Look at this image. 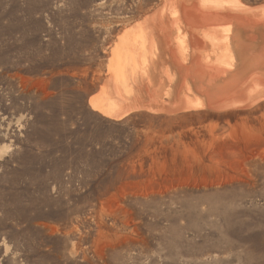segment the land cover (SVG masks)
<instances>
[{
  "label": "rangeland",
  "instance_id": "374dc122",
  "mask_svg": "<svg viewBox=\"0 0 264 264\" xmlns=\"http://www.w3.org/2000/svg\"><path fill=\"white\" fill-rule=\"evenodd\" d=\"M175 1L0 0V264H264V58L228 77L223 55L236 53L217 32L204 70L183 74L193 56ZM241 1L213 8L264 13ZM160 21L174 23V51L158 48ZM166 57L185 77H228L217 101L185 79L177 104Z\"/></svg>",
  "mask_w": 264,
  "mask_h": 264
},
{
  "label": "crops",
  "instance_id": "0c3cea01",
  "mask_svg": "<svg viewBox=\"0 0 264 264\" xmlns=\"http://www.w3.org/2000/svg\"><path fill=\"white\" fill-rule=\"evenodd\" d=\"M260 6H264L263 5H257V6H252V8H258ZM261 10H256L254 12H259ZM213 16H216V17H211V16H207L205 13H191V12H183L182 15H183V18L182 19H185L186 20V28H187V31L189 32L188 34V37H187V41H186V48L189 50V56H193V58L188 61L186 63V66H182L181 64V68H190V69H198V70H204V67H206V57H204V47L205 46H212L213 43L209 42L208 40H205L203 38H200V36L202 35V32L203 30L206 31L207 30V26L209 23H208V20L209 18L211 19V21H213V19H215V22H211L213 25L215 24H228L229 22L232 23L233 25V30H232V34H231V40H232V43H233V51L236 53L237 55V52L236 50L239 49L240 51V54H241V57H242V60L244 61H248V63L244 65V62H241V70H240V73H242V67H244V72L249 68V67H252L253 65L250 64V59L252 58V56L254 58H256L257 55H254V52L256 53V51L258 52V56H257V59L255 60H258L261 62V60L264 58V43L262 42H255L252 41L254 39H250L247 38V35L246 34H251V33H255L253 31H251L250 29H248L249 27V23L247 22L248 20H252L253 18H262L264 17V13L263 14H257L255 13L253 16H246V15H242V13H234V12H227V11H223V12H218V11H215L213 13H211ZM204 17H203V16ZM219 18V19H218ZM206 19V20H205ZM217 19V20H216ZM219 20V22H217ZM210 21V20H209ZM228 21V22H227ZM236 23V25H235ZM262 28H261V33L264 34V24H262ZM211 26V25H210ZM241 27V32L239 35H235V29L236 27ZM235 28V29H234ZM165 30V29H164ZM168 33H169V40H168V34H164L160 39L161 40H158L157 41V45H158V48H164V49H167V48H171V51H174L175 48L177 47V44L175 43L174 41V37H173V33L176 31L174 28L173 29H167ZM167 35V36H166ZM246 36V38H245ZM158 39V38H157ZM168 41V43H167ZM249 42L251 44H249ZM253 42V43H252ZM210 43V44H208ZM253 44V46H252ZM191 46V48H190ZM251 48V49H249ZM245 49L248 51L246 52H243L245 51ZM256 51H254V50ZM242 50V52H241ZM193 52V53H191ZM251 54V56H246L248 55L247 54ZM172 54V53H170ZM243 54V55H242ZM246 54V55H245ZM261 56H260V55ZM248 57L246 59V57ZM174 57H177L176 54H173ZM250 57V59H249ZM254 58H252L254 60ZM160 60V59H159ZM159 60L157 61V69H158V65H159ZM164 61H167V63L171 66V67H175L176 70L178 71L177 67L174 65L172 59L166 57V58H163ZM183 74H186L183 72ZM181 72L178 71V79L176 80L177 83L175 85V88H176V93L178 94L177 97H176V103L177 104H180L181 101L184 99V96L187 94L186 92V87H185V82H190L196 90L202 88V87H208V92L209 93H206V94H203L206 98V103L207 104H210L212 105V102L214 103V101L216 102L217 100H214V96H212V92L219 89L222 85V83L220 81H217L215 79H213L211 77V75L209 74H203V73H198V71L195 72V74H193L191 77L187 76L185 77ZM186 79V81L184 82V80ZM245 82L242 81L240 83V85H242L243 83ZM226 89V88H225ZM212 90V92H211ZM223 92V91H222ZM210 94V95H209ZM211 96V97H210ZM221 101H226L230 98L229 97V94H221ZM225 99V100H223Z\"/></svg>",
  "mask_w": 264,
  "mask_h": 264
},
{
  "label": "bare ground",
  "instance_id": "6f19581e",
  "mask_svg": "<svg viewBox=\"0 0 264 264\" xmlns=\"http://www.w3.org/2000/svg\"><path fill=\"white\" fill-rule=\"evenodd\" d=\"M184 1V2H183ZM195 2H198L199 3V8H201L202 10H200V11H197V12H191V11H188L189 10V6H192ZM194 3H188L187 2V0H181V2L179 3L178 2V0L177 1H175L174 3L175 4H177L179 7H184V9H186V11L187 12H191V13H205L206 15H207V13H208V15L207 16H213L211 13H213V12H215V11H218V12H222V11H219V10H215V9H217L216 7H218V8H222V7H224V6H230V7H233L234 9H236V10H239L240 12H243L246 8H248L249 6L248 5H246L245 3H243L241 0H196ZM213 7H215V9L213 8ZM259 9H264V6H261V8H259ZM259 9H253L252 11H256V10H259ZM193 11H195V8H193ZM172 14V17H175L177 14H178V12H172L171 13ZM179 14H181L182 15V13H179ZM178 14V15H179ZM183 16V15H182ZM203 16V15H202ZM205 16V15H204ZM203 16V17H204ZM180 17V16H179ZM213 17H216V16H213ZM173 19V18H172ZM177 19V18H176ZM219 19V18H218ZM257 20V23H258V28H262V24H264V17H262V18H256ZM206 20V19H205ZM210 20V21H209ZM209 20H208V22L210 23L211 22V19L209 18ZM213 20H215V19H213ZM217 20V19H216ZM249 21H251V23L253 22L252 20H249ZM217 22H219V20L217 21ZM228 22V21H227ZM158 25H160L161 27H159L160 29H158L159 30V32L161 31V28H162V26H166L168 29H173L174 28V23H163V22H159V24ZM218 25V27L217 26H214V25H211V27H207V30H206V34H205V36H204V39L205 40H208L209 42H213V37H214V34L215 33H217V32H219V35H220V38H219V40L217 39V42L218 41H222V39L224 38H226L225 36L226 35H231L232 34V30H233V25H232V23H226L225 25V27H223V25L222 24H217ZM235 25H236V23H235ZM250 25L251 24H249V26L248 27H250ZM264 28V27H263ZM235 29V28H234ZM164 29H162V31H163ZM167 30V29H166ZM241 30V27L239 26H237L236 27V29H235V32H238V31H240ZM161 31V32H162ZM204 31V30H203ZM166 33H167V31H165ZM165 33V34H166ZM247 35V38H249V40L250 39H254V37H252V35L249 33V34H246ZM167 36V35H166ZM237 36V35H236ZM168 40H169V33H168ZM200 38H202L201 36H200ZM245 38H246V36H245ZM159 40H160V38H159ZM253 41V40H252ZM167 43H168V41H167ZM231 43V42H230ZM253 43V42H252ZM255 43V42H254ZM208 44H210V43H208ZM249 44H251L250 42H249ZM255 45H256V43H255ZM252 46H253V44H252ZM249 49H251V48H249ZM233 50V49H232ZM254 50V49H253ZM170 51V50H169ZM180 51V50H179ZM246 51H248V49L246 50L245 49V51H243V52H246ZM254 51H256V50H254ZM241 52H242V50H241ZM252 53L253 52H251V54H248V52H247V54L248 55H246V56H251L252 55ZM258 52L256 51V53L254 52V55H257L258 56V54H257ZM179 55V53H177V56ZM233 55V54H232ZM230 53L228 54V51H227V49H226V52H225V54L223 55V57H224V66L226 67V70L227 69H232V68H234V67H237V68H240L241 67V62H244V65H245V63L247 62L248 63V61H243L242 60V57H241V54H240V51H239V49L237 50V55H233L232 56ZM243 55V54H242ZM244 55V56H245ZM260 55V54H259ZM245 56V57H246ZM257 56H256V58H254L253 56H252V58H254V60L251 58L250 59V57H249V59H250V63L251 62H255L256 64H257V62H258V60H255V59H257ZM261 56V55H260ZM181 57V58H180ZM181 61H183V63H184V61L186 62L187 60H185V58L180 54V56L178 57ZM221 58V57H220ZM248 57H246V59H247ZM186 59H188V57H186ZM223 59V58H222ZM145 60H147V57H146V59ZM180 61V62H181ZM238 61V62H237ZM179 62V64H181ZM237 62V63H236ZM187 63V62H186ZM234 63L236 64V65H234ZM246 63V64H247ZM214 65H216V66H211L210 65V67H222V65H220V64H214ZM238 65V66H237ZM119 66L120 67H122L121 66V64L119 63ZM246 66V65H245ZM261 66V67H260ZM241 69V68H240ZM244 67H242V71L244 72ZM262 69H264V64H262V65H259V67L257 68V71H259L263 76H264V72L262 71ZM184 70V72L185 73H187V71L189 70V69H183ZM198 71V70H197ZM219 71V70H218ZM227 73H228V77H233V76H235V75H237V73L239 72H237V73H233V72H229L228 70L226 71ZM115 74H117V75H120V74H122V71H120V69H117L116 71H115ZM255 74V73H254ZM238 75H239V73H238ZM256 75V74H255ZM240 76V75H239ZM257 76V75H256ZM255 76V77H256ZM263 76H261V78H263ZM227 77V78H228ZM218 78V77H217ZM217 78H214L213 77V79H217ZM227 78H225V79H223L222 81H221V83H222V85H226L228 82V80H227ZM234 78V77H233ZM237 78V77H236ZM257 79L256 80V78H255V80H253V81H255V82H257L259 85H264V79ZM237 80V79H236ZM227 82V83H226ZM231 82H233V81H231ZM235 82V81H234ZM232 86V85H231ZM247 86V85H246ZM243 87H245V85H243ZM203 88V87H202ZM205 88H207V89H205V90H208V87H205ZM230 88V87H229ZM239 88L241 89V85L240 86H238L237 88L235 87V85H234V88H230L231 90H233L232 92H231V94H234V92L236 91L237 93L239 92ZM247 88V87H246ZM148 89H149V91H151V89L149 88V86H148ZM238 89V90H237ZM242 89H244V88H242ZM259 88H256V86L255 87H253L252 88V90H251V92H253V93H255L257 90H258ZM246 91H247V89H246ZM260 91V90H259ZM211 92H212V90H211ZM214 92V91H213ZM213 92H212V94H213ZM209 93V92H208ZM245 93V92H244ZM258 94V93H257ZM256 94V95H257ZM210 95V94H209ZM213 96V95H212ZM211 97V96H210ZM90 103L92 104V106L94 107V108H96V109H98V111L100 110V111H102L104 114H106V115H109V116H112V115H114V114H117V115H119V114H122V111L121 112H119V111H117V108H115V107H113V106H111V105H107L108 107H104L102 104H100V103H98V99H97V97L95 98V97H92L91 99H90ZM203 104H204V102L203 101H197V102H195V103H192V104H190V105H188V106H186V108H184V109H182V110H189V109H197V108H199V107H201V106H203ZM106 105V104H105ZM144 106H146V104H137V106H135L134 107V109H140V108H142V107H144ZM147 107V106H146ZM149 109H151V110H157L156 108H153V107H151V108H149ZM129 111V110H128ZM127 111V112H128ZM124 112H125V110H124ZM169 112H171V111H169ZM262 234H260V236H261ZM263 235H264V233H263ZM258 236V235H257ZM259 237V236H258ZM253 238V237H252ZM255 238V237H254ZM257 238V237H256ZM255 238V239H256ZM264 238V237H263ZM260 239V237L258 238V240ZM246 240V239H245ZM261 240V239H260ZM252 241V240H251ZM250 241V242H251ZM247 243H246V245L248 244V241H246ZM256 242V241H255ZM264 242V241H263ZM241 243H242V240H241ZM243 243H245V241H244V238H243ZM253 243V242H252ZM257 243H259V242H257ZM250 245H251V243H249ZM261 244V242L259 243V245ZM223 245H225V244H223ZM236 245V244H235ZM238 245V244H237ZM236 245V247H238ZM259 245H258V247H259ZM227 244H226V249H228L227 248ZM242 246V245H241ZM257 246V245H256ZM263 246H264V244H263ZM229 247V246H228ZM233 247H235L234 245H233ZM250 247H253L252 245L250 246ZM257 247V248H258ZM223 248H225L224 246H223ZM229 248H231V246L229 247ZM260 248H262L261 246H260ZM232 249V248H231ZM234 249V248H233ZM235 249H237V248H235ZM246 249V248H245ZM247 249H249V248H247ZM255 249V248H254ZM254 249H252V250H254ZM259 249V248H258ZM220 252H221V249L219 250ZM224 251V250H223ZM222 251V252H223ZM245 251V250H244ZM247 251V250H246ZM255 251V250H254ZM257 251V250H256ZM260 251V250H259ZM261 251H263V250H261ZM252 253H253V251H252ZM251 253V254H252ZM255 253V252H254ZM264 253V252H263ZM224 254V253H223ZM250 254V255H251ZM254 256V255H253ZM262 257V256H261ZM248 258V257H247ZM247 258H246V260H247ZM262 258H264V257H262ZM261 258V259H262ZM255 259H258V257H256ZM263 260V259H262ZM261 260V261H262ZM252 263V262H251ZM258 264H263V263H258Z\"/></svg>",
  "mask_w": 264,
  "mask_h": 264
}]
</instances>
